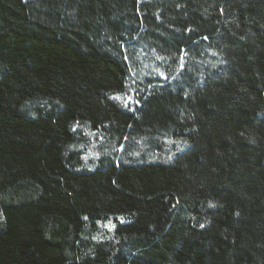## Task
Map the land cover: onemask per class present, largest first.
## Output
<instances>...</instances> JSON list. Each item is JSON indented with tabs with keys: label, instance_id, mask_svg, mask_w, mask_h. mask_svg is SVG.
I'll list each match as a JSON object with an SVG mask.
<instances>
[{
	"label": "trees",
	"instance_id": "1",
	"mask_svg": "<svg viewBox=\"0 0 264 264\" xmlns=\"http://www.w3.org/2000/svg\"><path fill=\"white\" fill-rule=\"evenodd\" d=\"M263 90L264 0H0V264H264Z\"/></svg>",
	"mask_w": 264,
	"mask_h": 264
},
{
	"label": "rangeland",
	"instance_id": "2",
	"mask_svg": "<svg viewBox=\"0 0 264 264\" xmlns=\"http://www.w3.org/2000/svg\"><path fill=\"white\" fill-rule=\"evenodd\" d=\"M135 96V90L133 88H130L128 91L124 92L123 94H118L117 97L120 101H122L124 104L131 103L133 101V98ZM77 128V126H76ZM81 137L82 140H79L77 143V147L82 150L81 155L83 158H87L90 156H93L96 154V148L101 144V137L94 131H91L87 127L80 126ZM167 142L166 147L162 151V148H159L160 153L155 150L152 153V156L149 158L148 161H162L167 162L171 161V159L174 157V155L178 152H181L185 149H187L190 146V143L187 141L182 140H175V139H166ZM173 144H179L180 148L175 149L173 148ZM99 227L102 230L110 231L113 227L111 222L107 221L104 224L99 225Z\"/></svg>",
	"mask_w": 264,
	"mask_h": 264
},
{
	"label": "water",
	"instance_id": "3",
	"mask_svg": "<svg viewBox=\"0 0 264 264\" xmlns=\"http://www.w3.org/2000/svg\"><path fill=\"white\" fill-rule=\"evenodd\" d=\"M263 95H264V90H263Z\"/></svg>",
	"mask_w": 264,
	"mask_h": 264
}]
</instances>
